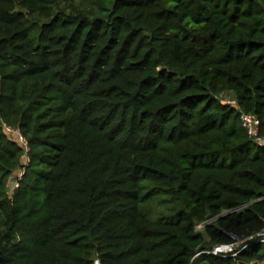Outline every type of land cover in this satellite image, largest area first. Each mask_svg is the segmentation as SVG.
<instances>
[{
	"label": "trees",
	"instance_id": "1",
	"mask_svg": "<svg viewBox=\"0 0 264 264\" xmlns=\"http://www.w3.org/2000/svg\"><path fill=\"white\" fill-rule=\"evenodd\" d=\"M241 111L264 0H0V264H264Z\"/></svg>",
	"mask_w": 264,
	"mask_h": 264
},
{
	"label": "built area",
	"instance_id": "2",
	"mask_svg": "<svg viewBox=\"0 0 264 264\" xmlns=\"http://www.w3.org/2000/svg\"><path fill=\"white\" fill-rule=\"evenodd\" d=\"M224 100L227 104H230L232 106H237L239 108L238 101L233 95L231 94L226 95ZM241 123H242L243 128L247 131L249 138L254 143L260 145L261 147H264V136H262L260 132V120L258 116L255 114H249L244 111H241ZM22 141H23V138H22ZM25 147H26V150H28V146H26V144H25ZM23 173L24 172H21L22 175ZM22 175L20 176L19 180L21 179ZM19 180L17 181L16 188L19 186ZM226 247L227 245L217 246L214 248L212 252L214 254L229 253L230 251L232 252L234 249L232 248L231 250H228ZM95 264H100V261L96 260Z\"/></svg>",
	"mask_w": 264,
	"mask_h": 264
},
{
	"label": "rangeland",
	"instance_id": "3",
	"mask_svg": "<svg viewBox=\"0 0 264 264\" xmlns=\"http://www.w3.org/2000/svg\"><path fill=\"white\" fill-rule=\"evenodd\" d=\"M223 96H224V95H223ZM222 98H223V97H222ZM224 98H225V97H224ZM7 130H8L9 136H10L12 139L16 140V141L19 142V143H22V142H23L21 137L18 138V136H19L18 131L9 130V129H7ZM21 172H23V171H21V170L19 169V170L16 171V173H14V174L10 177L9 182H8V193H9V194H12L13 191H14V189L16 188L17 181L19 180L20 176L22 175ZM200 227H201V226H199V228H200ZM239 243H240V242H239ZM235 246H238V247H239L240 245L237 244V245H235ZM232 248H234V247H232Z\"/></svg>",
	"mask_w": 264,
	"mask_h": 264
},
{
	"label": "water",
	"instance_id": "4",
	"mask_svg": "<svg viewBox=\"0 0 264 264\" xmlns=\"http://www.w3.org/2000/svg\"><path fill=\"white\" fill-rule=\"evenodd\" d=\"M250 203H252V202H250ZM250 203H247V204H244V205H242V206H240V207H238V208H236V209H239V208H241V207H244V206H246V205H248V204H250ZM235 209V210H236ZM228 250H231L232 249V245H227V247H226ZM231 252V251H230Z\"/></svg>",
	"mask_w": 264,
	"mask_h": 264
},
{
	"label": "bare ground",
	"instance_id": "5",
	"mask_svg": "<svg viewBox=\"0 0 264 264\" xmlns=\"http://www.w3.org/2000/svg\"><path fill=\"white\" fill-rule=\"evenodd\" d=\"M229 249V248H228Z\"/></svg>",
	"mask_w": 264,
	"mask_h": 264
}]
</instances>
